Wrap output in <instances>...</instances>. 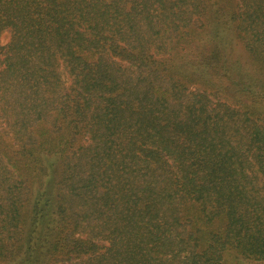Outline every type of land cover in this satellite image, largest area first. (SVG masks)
<instances>
[{
	"label": "trees",
	"instance_id": "1",
	"mask_svg": "<svg viewBox=\"0 0 264 264\" xmlns=\"http://www.w3.org/2000/svg\"><path fill=\"white\" fill-rule=\"evenodd\" d=\"M234 91L264 101V0H0V264L264 260Z\"/></svg>",
	"mask_w": 264,
	"mask_h": 264
},
{
	"label": "rangeland",
	"instance_id": "2",
	"mask_svg": "<svg viewBox=\"0 0 264 264\" xmlns=\"http://www.w3.org/2000/svg\"><path fill=\"white\" fill-rule=\"evenodd\" d=\"M248 68L250 70L253 69V67L251 65ZM232 95L237 97V99L230 97L231 100H233V101L234 100H241L242 97H243V99L246 98L244 100V102L250 106L251 110L256 111L257 115L261 119H264V101H261V99H259V97L257 98L255 95L250 94V93L247 95H244L243 93H238L236 91H234V93H232ZM226 264H264V260L248 261V260L241 259L239 257L235 258L232 254H228L226 256Z\"/></svg>",
	"mask_w": 264,
	"mask_h": 264
}]
</instances>
